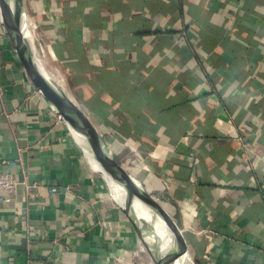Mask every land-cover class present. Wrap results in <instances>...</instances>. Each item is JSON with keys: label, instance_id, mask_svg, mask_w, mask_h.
<instances>
[{"label": "crops", "instance_id": "crops-1", "mask_svg": "<svg viewBox=\"0 0 264 264\" xmlns=\"http://www.w3.org/2000/svg\"><path fill=\"white\" fill-rule=\"evenodd\" d=\"M23 4L50 72L164 203L189 264H264V0ZM0 174L38 186L37 202L0 191V264L150 261L1 25Z\"/></svg>", "mask_w": 264, "mask_h": 264}, {"label": "water", "instance_id": "water-1", "mask_svg": "<svg viewBox=\"0 0 264 264\" xmlns=\"http://www.w3.org/2000/svg\"><path fill=\"white\" fill-rule=\"evenodd\" d=\"M27 12L23 0H0V25L14 50L27 79L42 97L47 107L60 116L70 136L80 148H85L102 166L123 195L124 205H118L130 223L141 246L152 264H175L180 252L186 251L181 230L162 204L114 157L106 139L95 128L83 109L49 77L45 67L39 65L24 36ZM81 145V146H80ZM82 150V149H81ZM105 183V182H104ZM109 196L111 194L105 183ZM112 198V197H111ZM148 207L171 231L166 248L152 225L139 218L134 205Z\"/></svg>", "mask_w": 264, "mask_h": 264}, {"label": "bare ground", "instance_id": "bare-ground-1", "mask_svg": "<svg viewBox=\"0 0 264 264\" xmlns=\"http://www.w3.org/2000/svg\"><path fill=\"white\" fill-rule=\"evenodd\" d=\"M24 36L34 58L36 59V61L39 63L40 66L44 67L45 60L44 61L42 60L43 53L41 48L37 46L33 26L31 22L28 20V17H26L25 20ZM47 73L50 78H52L59 86H61L59 84L60 82L57 81V78H55L52 72L49 71ZM81 149L83 155L88 160L92 170L98 173L100 177L103 179V181L106 183L107 188L111 194L112 200L117 205L122 207L124 205V199L120 190L116 187V185L114 184L112 179L107 175V173L104 172V169L99 164V162L84 147ZM134 208L139 218L143 219L144 221H146L147 223H149L154 227L158 235L162 238V247L166 248L172 237L170 229L168 227H165V225L155 216V214L148 207L136 203L134 205ZM189 263H190V257L188 253L182 250L175 264H189Z\"/></svg>", "mask_w": 264, "mask_h": 264}, {"label": "built area", "instance_id": "built-area-1", "mask_svg": "<svg viewBox=\"0 0 264 264\" xmlns=\"http://www.w3.org/2000/svg\"><path fill=\"white\" fill-rule=\"evenodd\" d=\"M27 17H28V20L31 22V24L33 26V30H34V23H33L31 15L29 13H27ZM34 34H35V37H36L35 39H36L37 45L42 50L43 59H44L45 58L46 43H45V41L43 40L42 37H40L39 35H37V33H35V30H34ZM56 120H57L58 123H63V121H62L60 116L56 115ZM261 160L264 162V155L262 156ZM9 164L14 166L15 162H10ZM20 184L24 185L25 191L27 193L33 194L34 201L37 202L38 201V198H37L38 195H36L35 192H36L38 186L35 183H27L25 181H22L20 183L19 181H17L14 177H12L9 174H0V191H5V192H7L10 195H14L16 190H17V188H18V186ZM51 192H55V189H52Z\"/></svg>", "mask_w": 264, "mask_h": 264}, {"label": "rangeland", "instance_id": "rangeland-1", "mask_svg": "<svg viewBox=\"0 0 264 264\" xmlns=\"http://www.w3.org/2000/svg\"><path fill=\"white\" fill-rule=\"evenodd\" d=\"M36 43H37V42H36ZM37 46H38V45H37ZM42 60L44 61L45 59L42 58ZM46 62H47V61H46ZM46 62H45V64H44V67H45V69L49 72V71H50V68H48ZM99 177H100V176H99ZM152 194H153V192H152ZM153 196H154V195H153ZM160 202H162V201H160ZM162 204H164V203L162 202ZM148 264H152V262L149 261Z\"/></svg>", "mask_w": 264, "mask_h": 264}]
</instances>
